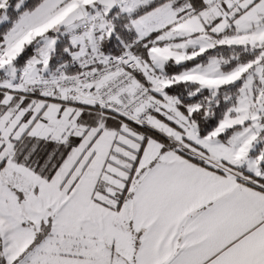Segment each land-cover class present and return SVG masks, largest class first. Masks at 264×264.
Here are the masks:
<instances>
[{
  "label": "snow or ice",
  "instance_id": "6c2138e0",
  "mask_svg": "<svg viewBox=\"0 0 264 264\" xmlns=\"http://www.w3.org/2000/svg\"><path fill=\"white\" fill-rule=\"evenodd\" d=\"M0 264H264V0H0Z\"/></svg>",
  "mask_w": 264,
  "mask_h": 264
}]
</instances>
